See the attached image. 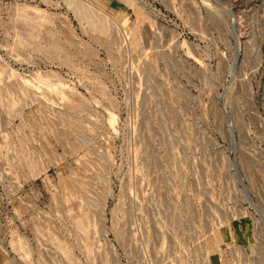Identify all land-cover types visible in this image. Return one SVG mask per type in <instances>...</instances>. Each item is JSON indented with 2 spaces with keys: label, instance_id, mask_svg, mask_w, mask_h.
<instances>
[{
  "label": "rangeland",
  "instance_id": "1",
  "mask_svg": "<svg viewBox=\"0 0 264 264\" xmlns=\"http://www.w3.org/2000/svg\"><path fill=\"white\" fill-rule=\"evenodd\" d=\"M0 264H264V0H0Z\"/></svg>",
  "mask_w": 264,
  "mask_h": 264
},
{
  "label": "water",
  "instance_id": "2",
  "mask_svg": "<svg viewBox=\"0 0 264 264\" xmlns=\"http://www.w3.org/2000/svg\"><path fill=\"white\" fill-rule=\"evenodd\" d=\"M241 184H242V182H241ZM243 185V184H242Z\"/></svg>",
  "mask_w": 264,
  "mask_h": 264
}]
</instances>
